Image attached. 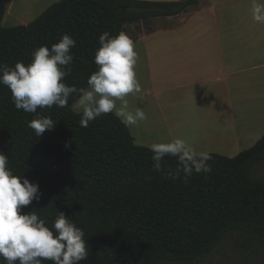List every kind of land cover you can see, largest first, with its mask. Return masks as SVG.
Wrapping results in <instances>:
<instances>
[{"label": "trees", "instance_id": "1", "mask_svg": "<svg viewBox=\"0 0 264 264\" xmlns=\"http://www.w3.org/2000/svg\"><path fill=\"white\" fill-rule=\"evenodd\" d=\"M199 3L61 0L29 25L5 28L6 5L0 0V64L27 66L38 48L50 50L67 34L75 47L71 75L62 82L87 88L98 70L101 34H126L129 25L182 15ZM76 99L70 97L64 108L28 113L15 107L10 89L0 84V153L9 157L13 175L42 193L22 214L35 211L49 228L58 211L72 219L88 247L80 264H194L229 234L264 239V182L251 174L264 163V136L233 158L210 154L209 173L186 177L180 171L173 179L168 173H176L177 159L164 157L163 171H154L150 148L136 145L114 114L81 127V114L71 110ZM38 116L56 123L41 137L28 126Z\"/></svg>", "mask_w": 264, "mask_h": 264}, {"label": "crops", "instance_id": "2", "mask_svg": "<svg viewBox=\"0 0 264 264\" xmlns=\"http://www.w3.org/2000/svg\"><path fill=\"white\" fill-rule=\"evenodd\" d=\"M17 1L4 0V18L17 17ZM199 2L188 13L156 18L161 20L159 28L153 19L140 29L133 44L142 93L128 97L129 111L145 112L140 125L156 123L150 113L161 111L166 129L175 125L181 132L176 138L197 151L233 158L264 135V22L254 19V5L261 6L256 14L264 16V0ZM29 24V19L19 22ZM136 125L128 126L136 145L150 148L152 144L139 138ZM252 126H261L262 133H254ZM210 142L217 145L206 144Z\"/></svg>", "mask_w": 264, "mask_h": 264}, {"label": "clouds", "instance_id": "3", "mask_svg": "<svg viewBox=\"0 0 264 264\" xmlns=\"http://www.w3.org/2000/svg\"><path fill=\"white\" fill-rule=\"evenodd\" d=\"M260 9V5H254V19L264 22V16L256 14ZM99 44L101 47L94 58L98 70L91 74L87 88L68 86L62 82L71 75L73 56L70 50L75 47V41L67 34L50 50L47 46L38 48L33 53L32 63L27 66L20 62L14 68L0 64V84L10 89L18 110L37 113L38 108L54 105L64 108L68 106L70 97L75 95L77 99L71 107L81 114V127H87L91 121L109 113L125 126L136 125L147 117L140 108L129 111L128 97L142 93L134 70L137 53L133 41L123 32L115 37L104 32L99 37ZM55 124L50 117L38 116L28 126L41 137ZM150 150L156 172L163 171L164 157L177 159L176 173L169 172L170 178L175 179L180 171L186 177L193 172L211 171L208 163L211 155L206 151H197L184 139L153 143ZM8 163L9 157L0 153V259L6 264H44L45 261L80 264L86 260L88 247L84 231L63 212L58 211L51 228L35 211L22 214L24 207L33 201L39 202L42 193L37 184L13 175Z\"/></svg>", "mask_w": 264, "mask_h": 264}, {"label": "rangeland", "instance_id": "4", "mask_svg": "<svg viewBox=\"0 0 264 264\" xmlns=\"http://www.w3.org/2000/svg\"><path fill=\"white\" fill-rule=\"evenodd\" d=\"M60 1L61 0H18L16 8L14 9V14L17 17L9 18L8 16H6L2 22V26L5 28L18 27L20 26L19 22L21 20L26 21L28 19L30 23H32L38 18V16H40L39 13L42 10V7L44 8L47 6L46 9H48L49 7ZM152 20H150L146 24L127 26L126 35L133 41L137 34L140 32V29L143 26H149L152 23ZM153 21L154 23H156L155 25L157 28L161 27L159 24L161 23V20L154 19ZM167 113L168 115H170V112ZM150 114H152L153 119L157 121L156 123H153L154 125H140V123L136 125V132L139 133V138L141 140L146 141V143L150 145L153 143H167V140L168 142L169 139L174 140L181 133L176 129L175 125H170L166 129V123L164 122L165 120L161 114V111H154V109H152V113ZM171 118L172 117H170V119ZM251 129L256 134L262 133L263 130L261 126H252ZM260 136V139H258L256 142L254 141V144L251 145V147H248V149L255 146L264 135L261 134ZM206 144H212L213 146L217 145L215 142ZM248 144V142L241 143L242 146H247ZM204 147L205 146H202V148ZM228 149L229 148H224V152H226L227 154H233V152L229 151ZM245 150H242L241 152ZM199 151L205 150L201 149ZM251 174L253 179L264 182V163L255 166L252 169ZM194 264H264V239L260 238L257 235L248 233L229 234L218 244V246L210 255Z\"/></svg>", "mask_w": 264, "mask_h": 264}, {"label": "bare ground", "instance_id": "5", "mask_svg": "<svg viewBox=\"0 0 264 264\" xmlns=\"http://www.w3.org/2000/svg\"><path fill=\"white\" fill-rule=\"evenodd\" d=\"M143 108H145V107H143Z\"/></svg>", "mask_w": 264, "mask_h": 264}]
</instances>
